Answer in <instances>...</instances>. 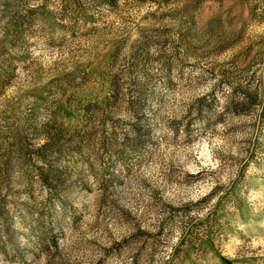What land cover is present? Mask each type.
Segmentation results:
<instances>
[{
	"label": "rangeland",
	"instance_id": "1",
	"mask_svg": "<svg viewBox=\"0 0 264 264\" xmlns=\"http://www.w3.org/2000/svg\"><path fill=\"white\" fill-rule=\"evenodd\" d=\"M0 264H264V0H0Z\"/></svg>",
	"mask_w": 264,
	"mask_h": 264
},
{
	"label": "trees",
	"instance_id": "2",
	"mask_svg": "<svg viewBox=\"0 0 264 264\" xmlns=\"http://www.w3.org/2000/svg\"><path fill=\"white\" fill-rule=\"evenodd\" d=\"M54 176H56V174L54 173Z\"/></svg>",
	"mask_w": 264,
	"mask_h": 264
}]
</instances>
